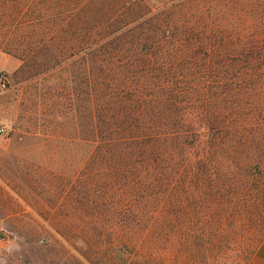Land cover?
<instances>
[{"label":"rangeland","instance_id":"1","mask_svg":"<svg viewBox=\"0 0 264 264\" xmlns=\"http://www.w3.org/2000/svg\"><path fill=\"white\" fill-rule=\"evenodd\" d=\"M125 1L0 0V71L8 78L0 93V264H81L78 231H101L83 225L91 209L82 210L80 193L97 139L92 43L103 17ZM217 80L183 74L177 84L174 135L160 143L159 231L190 236L159 239V264H245L264 235V169L242 171L226 153L215 164L213 140L190 137L207 132L210 115L189 100L221 94ZM233 118L223 112L217 121Z\"/></svg>","mask_w":264,"mask_h":264},{"label":"trees","instance_id":"2","mask_svg":"<svg viewBox=\"0 0 264 264\" xmlns=\"http://www.w3.org/2000/svg\"><path fill=\"white\" fill-rule=\"evenodd\" d=\"M92 44L97 139L80 193L82 210L91 209L83 225L101 231H78L77 257L81 264H99L95 258L159 264V239L190 236L159 231L160 143L174 135L171 115L183 74L219 77L225 86L221 94L189 100L210 115L202 122L207 132L194 129L192 140L212 139V158L234 156L242 171L264 169V0H127L103 17ZM223 112L236 118L217 121Z\"/></svg>","mask_w":264,"mask_h":264},{"label":"crops","instance_id":"3","mask_svg":"<svg viewBox=\"0 0 264 264\" xmlns=\"http://www.w3.org/2000/svg\"><path fill=\"white\" fill-rule=\"evenodd\" d=\"M245 264H264V235L247 258Z\"/></svg>","mask_w":264,"mask_h":264},{"label":"built area","instance_id":"4","mask_svg":"<svg viewBox=\"0 0 264 264\" xmlns=\"http://www.w3.org/2000/svg\"><path fill=\"white\" fill-rule=\"evenodd\" d=\"M8 88V78L4 72L0 71V93L4 92ZM3 132V128L0 126V134Z\"/></svg>","mask_w":264,"mask_h":264}]
</instances>
